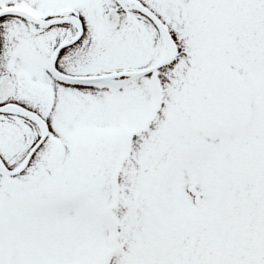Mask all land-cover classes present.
Masks as SVG:
<instances>
[{
  "label": "snow or ice",
  "instance_id": "1",
  "mask_svg": "<svg viewBox=\"0 0 264 264\" xmlns=\"http://www.w3.org/2000/svg\"><path fill=\"white\" fill-rule=\"evenodd\" d=\"M0 264H264V0H0Z\"/></svg>",
  "mask_w": 264,
  "mask_h": 264
}]
</instances>
